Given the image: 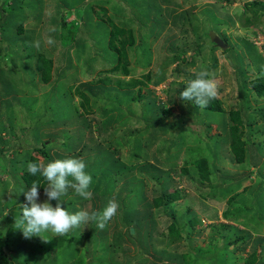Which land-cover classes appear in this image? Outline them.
<instances>
[{"label": "rangeland", "instance_id": "rangeland-1", "mask_svg": "<svg viewBox=\"0 0 264 264\" xmlns=\"http://www.w3.org/2000/svg\"><path fill=\"white\" fill-rule=\"evenodd\" d=\"M103 1L87 0L86 5L89 8L93 5L96 8L93 13L97 16L101 15L103 11ZM113 1L118 2L125 11L121 19L117 18L116 23L119 26L133 28L136 37L134 45L128 49L130 74L125 75L122 71H110L114 65L118 64V58L114 56L113 52L109 51L105 41L106 31L102 29V34L99 35L101 39L97 45L99 52L93 47L94 45L87 44L86 51L91 53V56L87 55L88 58L84 59L80 56L81 48L78 51L79 45H74L70 52L71 59L64 55L61 57L62 62H56L55 71L58 72V76L49 83H44L38 73L34 76V72L31 73L32 76H25L24 82L21 81L22 76H20V80L16 81L18 85L17 91H15V88V92L8 98L10 100L3 102L5 105L8 104L10 106L9 112L4 114L0 111V126L10 120L8 118L10 112H12V118L17 116L14 123L17 126H21L16 129L19 137H12V142L15 143L14 148L16 149L21 150L25 146H31L25 144L24 141L31 142L33 145L38 144V137L43 132H46V134L47 132H53L55 136L63 135V139L68 136L73 139L77 128L76 124H74L77 119L75 108L77 106L80 107L79 100L75 97L73 90L80 83H88L92 90L82 88L89 95H92L91 99L93 101L95 100L93 94H100L102 101L100 100L101 102L95 104L94 107L96 119L98 118L101 122L95 121L96 119L92 122L93 126L86 132L85 140L87 141L94 137L100 143L108 144L106 137H104L106 131H100L101 126H103L102 128L106 126L107 118L98 112L97 108L101 106V109L107 113L108 103L111 102L112 98L116 97L122 102L125 109L121 113L114 111V125H111L110 129L117 128L115 126L116 121L128 118L126 125H123L124 127L117 134L118 136H127L126 145L122 147L120 143L118 145L121 147L122 160L125 165L132 169V172H137L138 174L139 172L134 165L148 164L145 174H141L138 178L140 179L138 184L142 186L143 183L144 191L136 187L135 194L131 196L133 201L126 208H124L125 206L122 207V203L116 200L119 205L117 214L103 230L99 229L101 231L99 236H90L91 222L87 225L81 224L82 232L78 234V239L69 237L62 244L54 246L52 251L54 254L50 258L52 260L47 264H80V262L82 264L89 262L90 264L92 259L95 260L94 264H120L121 258L119 255L121 254H126L124 258L127 259L125 264H135L138 262V257H136L139 251L138 246H140L141 257L147 256L145 258L149 260V263H153L157 258L153 255H148L147 251L155 253L168 248L171 251L177 249L180 252H188L190 241H192L193 245L191 246L196 248L194 253L208 255L207 248L210 247L212 236L219 238L223 233L218 227L221 222L232 223V229L245 236L246 249L236 254H230L235 256V261L238 264H245V259L249 256L254 246L256 247L255 243L257 244L258 255H261L262 245L264 246V218L259 220V215L262 213L258 210L259 204L264 209V166H262L264 155H262L258 165L250 163L247 167H241L239 163L231 161L225 151L223 156L221 149L218 150V148H221L220 145L217 144L215 146L214 142L216 141H213L209 136L216 134H221L220 137L228 136L225 127L226 123L229 122L228 117L226 116L223 122V114H218V112L211 114V116L203 111L192 114L190 110L191 104H193L192 101H184L179 95L186 88L188 81L186 69L189 72L206 70L210 74L209 78L214 79L218 85V97L222 101L226 112L225 115L229 110L239 109L242 105L260 106L264 99L255 98V93L250 89V82L258 75L264 74V56L261 53L264 51V46L261 47L262 51L259 48L257 49L248 39V36H252L254 33V26L264 29V15L252 19L254 23L249 26L243 25L245 3L250 0H232V2L225 0H137L140 6L136 8L132 2L133 0ZM79 2V0H21L18 3V6H21L19 8L21 10L16 15H13V22L27 18H31L32 21L41 20L43 23L39 31L43 32L44 40L46 38L45 35L49 32L48 27L52 26L50 24L52 17L53 19L58 17V11L55 12L56 7L58 6L64 11L71 7L75 9L79 7ZM134 14L138 15V19ZM215 15L223 22H219ZM89 22H92L91 18ZM90 28L91 30L88 29L89 31L86 30L82 33L83 39L90 38L92 40L94 38L95 25L92 24ZM223 35L228 37L231 44L227 51L219 45L215 46L213 44L215 39L224 40ZM30 37H23V42H20L18 48H15L18 44V38L11 40V53L14 55L29 54L31 45L36 41L33 40V37ZM46 41L42 47L40 45V48L44 49H41L43 52L48 51L47 49L50 47ZM22 48H25V51ZM227 48L228 46L225 49ZM61 53L63 54V51ZM173 54L185 56L189 61L192 58L195 62L190 65L181 60L172 64L171 67L167 68L164 79L159 83H155L156 79L153 77H161L160 70L163 61ZM55 58L57 59V57ZM148 61H150V64H146ZM121 62L124 63L123 61ZM148 72L154 75L151 78L152 80L146 77ZM102 78L104 80L110 78L111 82L100 83ZM134 78L143 80L144 83L134 86L132 89L121 87L117 83L123 80L122 83L124 84V82ZM58 79H61L60 83L56 81ZM98 79L100 80L98 81ZM91 82L97 83V85L95 86ZM244 82L249 86L245 91ZM140 87L142 88V99L138 98ZM72 91L75 98L72 95ZM16 92H23L21 94L22 97L15 98ZM116 94H118V97ZM246 94L249 95V98H245ZM111 108H114V106H111ZM80 109L82 110L81 107ZM109 115L111 116V114ZM207 124L211 126L209 125L208 128L206 127ZM23 126L26 128L25 130ZM258 126L263 129L264 122H260ZM125 128L132 134H123L122 132ZM26 130L28 131L27 133H25ZM249 130L248 128L247 132ZM91 131H93V134ZM180 132L186 136L184 141H181L178 136ZM136 134H138L139 139L134 141L133 138ZM201 136H205L208 141L204 142L201 140ZM254 136L253 140L255 142L264 144V132L258 133L256 137ZM6 137L9 138L8 136ZM220 137L217 139H220ZM113 138L116 137L114 136ZM61 141L59 140L58 143ZM118 141L121 142V139ZM88 142L93 145L94 140ZM208 142H210L211 147L208 146ZM221 142H224V140H221ZM201 148H208L206 149V156L210 163L214 162L217 164V169L224 170L227 175L225 182L222 172H214L211 186L218 187L212 191L213 193L215 192L214 198H202L200 192L189 184L188 178L181 175V170L185 166L189 151ZM248 148L249 156L258 154V148L253 142L249 143ZM136 153L140 156V161L135 156ZM14 154L12 152L11 156ZM4 155L5 158L0 164V176H3V178L9 177L13 181L11 175H1L3 170L10 174L7 167L6 151ZM41 158L43 159V157ZM217 159L223 160L221 162ZM88 168L91 173L98 174L103 172L101 165L94 163V161L88 165ZM140 168L139 171H141ZM189 168L192 173L197 174V169L194 166ZM235 173L238 175H235ZM105 176L103 187L111 178L108 173H105ZM220 181L225 182L222 188H219ZM124 183L129 186L132 182L128 177H124ZM112 185L113 182L109 184L108 188ZM165 185L167 193L178 191L180 195L171 204L172 206L166 210L164 207L159 209V207L154 205V199L163 190L161 186ZM207 185H210V182ZM226 185L232 186V190H229L228 193ZM6 188L8 186H6L5 182H0V200L4 199ZM16 191L20 190L15 187L13 192L16 193ZM233 193H239L238 201L244 202L243 204L248 203L253 212H249L246 218L240 217L236 221H227L224 218V211L231 205L228 198ZM95 195L93 193L91 199H85L84 201L77 200L74 205L76 207L69 208L67 205L65 209L70 214L87 211L91 215L92 212H95V208L101 207V198ZM45 201H47L45 192L39 193L37 202L44 203ZM48 202L53 207L56 206L52 200ZM139 206L141 210H145L144 213H148L151 208L153 218L148 217L146 219L145 216L144 218L141 213H138L139 218L137 219L140 221L137 228L139 229L135 230V227H131L130 234H127V227L120 223V219L124 213L127 215L126 218H128L124 220L128 222L129 215L134 214L137 209L139 210ZM231 207L235 210L241 206L237 203ZM75 208H77V211L74 210ZM190 208L197 212L201 222H199L190 238L188 237L189 234L185 233L180 241H171L168 234V226L173 222L170 211L173 209L175 220L179 225H184V219L188 215V209ZM21 212V205L18 204L3 209V212L0 213V239H3L6 235L14 236L17 245L24 244V246L32 248L31 252L33 254L27 255L23 264H46L49 256L44 260L45 252L42 250L38 251V239H35L36 236L26 239L22 234V230L14 227L15 220L20 217ZM214 224L217 226L214 227ZM132 228H134V231H132ZM99 233L97 232V234ZM42 235L51 241H55V239L60 237L54 236L50 231L44 232ZM71 235H73V232ZM127 236L133 239L134 243ZM159 240L162 244H160ZM39 241L42 244L46 242L42 237ZM178 244L179 247L176 248ZM202 247L206 248L207 251L201 252ZM17 249L21 250L22 248L18 247ZM232 249L233 246L231 247ZM106 250L109 254L108 258L105 257L107 256ZM87 252H90V254ZM130 252L132 257H130Z\"/></svg>", "mask_w": 264, "mask_h": 264}, {"label": "trees", "instance_id": "trees-1", "mask_svg": "<svg viewBox=\"0 0 264 264\" xmlns=\"http://www.w3.org/2000/svg\"><path fill=\"white\" fill-rule=\"evenodd\" d=\"M21 0H0V111L2 113L9 112L10 106L7 104L5 105L3 102L8 101L10 99L9 96L12 95L13 92L17 91V83L16 81L20 80V76H22V82H24L25 76H32L31 73L34 72V76H36V73L39 74L40 77H42V81L44 83H49L52 79L58 76V72L55 71V65L56 62H62L61 57L64 55L69 57L71 59V50L74 48V45H79V48H81L80 56L82 58L87 59V55L91 56V53H88L86 51V45L92 44L93 47L96 48L97 52L98 47L97 45L100 42L101 37L99 35L102 34V29H104L105 32V41L107 43V46L109 47V51L114 53V56L118 58V64L114 65L113 68L110 69L112 72L116 71H122L123 74L128 75L130 74L131 70L129 69V59H128V49L131 48L134 45L135 42V35H134V29L129 28L126 26H119L117 22V18H122L124 15V9L123 7L116 1L113 0H104L103 1V11L101 12V15H95L93 13L96 8L91 5L89 8L86 5L87 0H79L78 3L79 7L77 8H67L60 9L57 5L56 11H58L57 19H53L52 17L50 24L52 25L49 28L48 34H46V38L43 40V32L39 31L41 30V24L43 23L40 21H32L31 18L24 19L22 21H14L13 15H16L21 8V6H18V3ZM222 1V0H221ZM227 2H232V0H225ZM133 4L136 7L140 6V3L137 0L132 1ZM152 4V3H151ZM153 6V4H152ZM158 6V5H156ZM61 7V6H60ZM155 7V6H153ZM69 9H71L69 11ZM74 10V11H72ZM99 10V9H97ZM102 10V9H101ZM67 11V12H66ZM244 22L243 25H251L254 23V20L259 16L264 15V0H250L245 3V10H244ZM137 14V12H136ZM138 19V15H135ZM219 22H223V20L219 19L217 15H215ZM92 19V22H89V19ZM111 20V21H110ZM95 25V31H94V40H90V38L83 39L82 33L86 30H91L90 26ZM89 26L88 28H86ZM107 26V27H106ZM256 27V26H254ZM52 28H55L56 31H51ZM43 30V29H42ZM88 30V31H89ZM104 33V32H103ZM36 35V37H35ZM25 36H31L34 39L40 42L41 47L45 43V41L49 38L54 40V44L49 45L50 47L47 49L48 51H42L44 49L40 48L37 50L33 45H31L29 49V54H12L11 53V46L14 38H18V44L15 48H18L20 45V42H23V37ZM30 37V38H31ZM224 41L228 44V48L225 49V51L229 50L231 44L229 42V39L227 36L223 35ZM104 40V39H103ZM213 44L215 46H218L216 42L214 41ZM257 49L258 46L253 44ZM25 47V46H23ZM42 49V50H41ZM23 51H25V48H22ZM63 51V54L61 53ZM262 56H264V52H261ZM62 54V55H61ZM259 54V51H258ZM57 57V59L55 58ZM81 59V58H80ZM184 60L186 63L192 65L194 64V60L191 58L189 61L187 57L180 56L178 54H173L168 59L164 60L161 65V77H153L154 75L151 74V72H148L146 77L149 80H152L151 78H155V83H159L162 79H164L165 73H167V68L174 63H178L179 61ZM264 60V59H263ZM123 61L124 63H122ZM146 64H150V61L146 62ZM263 66V65H262ZM264 68V66H263ZM201 70L191 71L189 72L186 69V74L188 80L194 79L195 76L200 72ZM55 72V73H54ZM54 76V77H53ZM107 77V76H106ZM101 79V78H100ZM98 79V81L100 80ZM61 79L56 80L58 83H60ZM93 80V79H92ZM90 80V81H92ZM87 81V82H90ZM109 81L111 82L110 78H107L104 80H100L101 82ZM123 80L118 81L117 83L121 87L126 88H133L134 86H137L139 84L144 83L143 80H139L134 78L133 80H129L127 82L122 83ZM95 86L97 83L91 82ZM244 91L249 88L248 84L244 82ZM251 88L253 93H255V98H261L264 99V74L258 75L256 78H254L250 82ZM88 88L89 90H92V87L88 85V83H80L77 86L74 87V94L75 97L79 100V105L82 108L80 109L79 106L75 108V112L77 114V119L74 121V124H76L77 128L74 132L75 137L73 139L68 136L66 139H63L62 136L54 135L52 133L46 134V132H43L38 138L39 143L38 144H31V142H25L27 145H31L28 147H24L23 149L19 150L14 148L15 143L12 142V137H19L18 133H16V129H19L14 121L17 119V116L12 118V112L9 113V121H7L6 124H3L0 126V164L3 162L5 155L4 152L6 151L7 154V160H8V170L9 173L2 172L1 175L7 174L8 176L11 175L13 177V181L7 178H3V176H0V182H5L6 186V194L4 196V199L0 200V213L3 212V209L6 207H12L14 205H22L25 202L24 192L27 191L33 182H36L40 184L38 186L39 193L45 192V187L47 186L48 182L45 178H43L39 173L36 175H32L29 173L27 165L29 162H36L39 163L40 161H43L45 164L49 162H53L57 159H68V158H76L81 159L86 164L85 171L92 176V182L89 186V191L92 193H95V196L100 197L101 201V207L98 209H94L95 212H102L103 209L107 206L108 202L112 199H115L122 203V207H127V205L130 204V202L133 201L131 196L135 194L136 187H138L140 190H143V183L142 186H140L138 179L141 174H145L148 168V164H141V165H134L135 169L138 170L139 174L137 172H132V169L125 165V163L122 160V155L120 153L121 147L123 145H126L127 143V136L126 135H120L119 130L122 129L126 125V121L128 118H122L121 121H116L115 126L117 128L110 129L111 125H114L113 120V114L114 111H117L121 113L125 106L122 105V102L118 100L116 97L111 99V102L106 104L107 106V113L103 109H101V106H99L98 112H100L103 116L107 118L106 126L102 128L101 126L100 131L104 132V137H106L108 144H103L98 141V139H95L94 137H91L89 140H85L86 132L90 130V128L93 126L92 122L96 119V110H95V104L98 102H101L100 94H93L95 96V100L93 101L91 99L92 95H89L87 92L83 90V88ZM16 88V89H15ZM15 89V91H14ZM21 91V90H20ZM72 91V95H73ZM23 92H16L15 98L22 97ZM118 94H116L117 96ZM249 95H245V98H249ZM74 97V95H73ZM74 97V98H75ZM118 97V96H117ZM139 99H142V88H139ZM76 100V99H74ZM101 100V101H100ZM119 103V104H118ZM193 103V102H192ZM11 104V102H10ZM117 104V105H116ZM191 112L192 114H196L197 112L203 111L206 112L207 115H210L218 112V114H223V122L225 120V117H228L229 122L226 123V131L227 135H224V137H220L221 134L216 135H210L209 137L213 139L215 143V146L217 144L220 145L221 148V154L225 151L230 160L234 163H239L241 167H247L250 163L253 165H258L259 162L262 159V155H264V144L262 142H255L253 140V136L256 137L258 133H263L264 128L262 129L258 125L260 122H264V100L263 103L261 102L260 106H250V105H242L239 109H231L227 112L225 115V111L223 108V104L221 99L218 97L216 99H213L209 102V105L201 109L197 107L196 105L191 104ZM111 106H114V108H111ZM111 111V112H110ZM104 112V113H103ZM110 112V113H109ZM107 114V115H106ZM111 114V116L109 115ZM90 115V117H89ZM95 121H100L98 118ZM101 122V121H100ZM103 125V124H102ZM210 125V124H209ZM209 125L207 124L206 127L209 128ZM211 126V125H210ZM211 128V127H210ZM248 128L250 129L249 132ZM23 129L26 128L23 126ZM28 131L26 130L25 133ZM93 134V131H91ZM123 134H132L131 132H128L126 128L122 132ZM226 134V133H225ZM35 135V134H34ZM8 136L9 138H7ZM93 136V135H92ZM116 138H113V137ZM181 141H184L185 134L180 132L178 134ZM72 137V136H71ZM220 139H217L219 138ZM121 139V142L118 141ZM139 139L138 134H136L133 138L134 141H137ZM201 140L204 142L208 139L205 138V136L200 137ZM256 139V138H254ZM61 141L58 143V141ZM93 141V145H90L88 141ZM221 140H224V142H221ZM200 141V140H198ZM250 142H253L254 145L258 148L257 155L252 156L248 155L249 148L248 145ZM121 144V147L118 145ZM208 146L211 147L210 142H208ZM41 146H37V145ZM208 147V148H209ZM208 148H201L199 150L189 151L188 157L185 160V166L182 167L181 175L183 177H187L190 181V185L192 187H195L197 191L200 192V195L204 199L208 198H214L215 192L212 191L214 189H217L216 186H211V183L213 181V174L214 172H222L223 179L226 182V172L224 170L217 169V164L210 163L208 157L206 156V149ZM262 151V152H261ZM13 152L14 155L11 156V153ZM36 153V154H35ZM225 154H223L224 156ZM137 158L140 156L136 153L135 155ZM43 157V159L41 158ZM81 157V158H80ZM222 157V156H221ZM224 158V157H223ZM222 162L223 159H217ZM94 161V163H99L101 165V170L103 172L91 173L89 171L88 165ZM264 161V160H263ZM224 164V163H223ZM190 166H194L197 169V174L192 173ZM262 166H264V162L262 163ZM1 167V166H0ZM139 167H141V171H139ZM226 169V167L224 166ZM105 173H108L109 176H111L110 181L103 187V182L105 181ZM235 175H238L235 173ZM124 177H128L129 180L132 182L129 186L124 183ZM135 178V180H134ZM5 179V180H4ZM71 180V177H69ZM224 181H220L219 188H222L225 184ZM113 182V185L108 188L109 184ZM210 182V185H207ZM227 186V185H226ZM19 189L20 191H16V193L13 192L15 189ZM162 191L154 199V205L159 207H164L166 210L168 207L172 206L171 204L178 199L179 192H166V185L161 186ZM126 188V191H125ZM227 193L229 190H232V186H227ZM144 191V190H143ZM261 195V193H259ZM145 196V192H144ZM217 196V195H216ZM239 193H233L229 196L228 201L231 204L227 209L224 211V218L227 221H236L240 217H248L249 212H253L252 208L249 207L250 205L248 203L243 204L244 202H239L238 198ZM129 199V201H127ZM203 199V200H204ZM62 201L52 200L54 204H57L58 202L61 203L62 207H66L67 205L70 207H73L75 205V202L77 200H85V198L80 197L75 193V191L71 188H69L66 195L61 197ZM17 203V204H15ZM238 203L241 207L236 208L235 210L232 209V205H236ZM153 206V205H152ZM260 207H258V210L262 213L259 215V220H262L264 218L263 216V206L259 204ZM76 207V206H74ZM149 209V208H148ZM74 210L77 211V208ZM138 210V209H137ZM129 215L128 222H125L126 214L123 213L120 223L123 224V226L127 227V234H130V228L135 227V230L139 229L137 226L139 225V215L138 213H141V215L146 217H152V210L151 208L148 210V213H144L145 210H141L139 206V210ZM22 211V210H21ZM75 211V212H76ZM137 213V214H136ZM173 222L169 224L168 226V234L170 236L171 241L175 240H181L183 237V234L187 233L189 234V238L191 237V234L195 232V228L197 225H199V222H201L200 216L195 212L192 208L188 209V215L184 219L185 224L179 225V223L175 220V212L172 209L170 211ZM132 216V217H130ZM144 217V218H145ZM153 218V217H152ZM128 218H126L127 220ZM108 225V224H107ZM106 225V226H107ZM135 225V226H134ZM233 224L230 222H221L218 227L220 230H222V234L219 238L215 237L214 235L210 239V247L207 248H201V252L205 250L209 252L208 255H202V254H196L194 253V250L196 248L192 247V241H190L189 251L188 252H180L176 248L179 247V244L176 246V250L171 251L168 248L163 251H157L155 253H152V251H147L148 255H153L157 258L153 263H149V260H147V256L140 255V246L138 254L136 257H138V262L135 264H238L237 261H235V256L230 254H236L239 251H244L246 249V238L243 235H240L238 232L234 231L232 229ZM156 226V225H155ZM217 226L214 224V227ZM139 227V226H138ZM216 227V228H218ZM14 228V227H13ZM12 228V229H13ZM73 232V235L70 236V234ZM82 232V227L75 228L71 230L67 236H60L55 241H51L48 239L45 243L42 244L40 240L41 236H36L35 239H38L37 241V247L38 251L42 250L44 253V260L49 256V260L46 261V264L49 263L50 258L52 254H54L53 248L57 244H62L65 240L69 239V237H72L71 239H78L77 236L79 233ZM97 232L99 234H97ZM219 232V231H218ZM221 233V232H220ZM101 234V231L97 227L95 222H91L90 224V236L95 237L99 236ZM152 236V235H151ZM128 237V236H127ZM130 241L134 243V240L129 238ZM160 244L162 242L159 240ZM16 238L13 236L6 235L3 239H0V264H19L26 260L27 255L33 254L32 248L30 249L28 246H24V244H16ZM192 245V246H191ZM256 247L254 246L253 250L250 252L249 256L245 259V264H264V246L262 245V253L261 255H258L257 253V244L255 243ZM233 246V249L231 250V247ZM11 249H10V248ZM21 247V250H18L17 248ZM30 249V250H29ZM92 252V251H91ZM106 258L109 257L108 251ZM105 252V253H106ZM90 254V252H87ZM131 255V252H130ZM121 258L120 264H125L127 259H124L126 254L119 255ZM132 257V255L130 256ZM146 257V258H145ZM36 260V259H35ZM94 259L90 261V264H94ZM36 263V262H35ZM79 264V263H78ZM80 264H82L80 262ZM89 264V262L87 263Z\"/></svg>", "mask_w": 264, "mask_h": 264}, {"label": "clouds", "instance_id": "clouds-1", "mask_svg": "<svg viewBox=\"0 0 264 264\" xmlns=\"http://www.w3.org/2000/svg\"><path fill=\"white\" fill-rule=\"evenodd\" d=\"M51 31L54 32L56 29L52 28ZM46 43L54 44V40L49 38ZM33 46L39 50L40 42L35 41ZM223 49L225 50V48ZM209 76L210 74L206 70H201L194 79L187 81L186 88L179 97L184 101H192L201 109L206 108L211 100L218 98V85ZM27 168L32 175L39 173L47 180L48 184L45 187L47 201L44 203L37 202L40 184L33 182L27 191H23L26 202L21 205L22 212L20 217L16 218L14 227L22 230L24 238L41 236L47 241L48 239L42 235L44 232L50 231L54 236H67L71 230L80 227L81 224L87 225L89 222H95L97 227L103 230L117 214L119 205L115 199L110 200L102 212H92L91 215L87 211L70 214L61 206V203L58 202L53 207L48 202L51 200L62 201L61 197L67 194L69 188L82 198H92L93 193L89 191L92 176L85 171L86 164L83 160L57 159L47 164L43 161L29 162Z\"/></svg>", "mask_w": 264, "mask_h": 264}, {"label": "built area", "instance_id": "built-area-1", "mask_svg": "<svg viewBox=\"0 0 264 264\" xmlns=\"http://www.w3.org/2000/svg\"><path fill=\"white\" fill-rule=\"evenodd\" d=\"M253 31L254 33L252 34V36H248V38L261 50V47L264 46V29L262 30L260 29V27H254Z\"/></svg>", "mask_w": 264, "mask_h": 264}, {"label": "water", "instance_id": "water-1", "mask_svg": "<svg viewBox=\"0 0 264 264\" xmlns=\"http://www.w3.org/2000/svg\"><path fill=\"white\" fill-rule=\"evenodd\" d=\"M215 42L222 48H226L228 46V44L224 40H221L220 38L215 39ZM132 231H134V228H132Z\"/></svg>", "mask_w": 264, "mask_h": 264}]
</instances>
